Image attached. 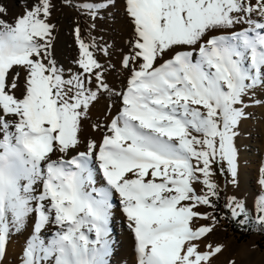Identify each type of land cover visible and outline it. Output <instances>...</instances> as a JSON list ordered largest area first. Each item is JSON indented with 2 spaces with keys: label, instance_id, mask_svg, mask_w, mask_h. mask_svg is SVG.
<instances>
[{
  "label": "snow or ice",
  "instance_id": "1",
  "mask_svg": "<svg viewBox=\"0 0 264 264\" xmlns=\"http://www.w3.org/2000/svg\"><path fill=\"white\" fill-rule=\"evenodd\" d=\"M60 2L90 27L116 6ZM16 3L13 14L0 0V264L25 231L17 264H110L114 199L136 264H213L223 245L208 237L222 218L264 235V161L251 200L221 205L218 181L239 188L240 125L264 108V0H122L130 34L119 91L106 78L115 66L96 55L108 48L79 26L76 70L55 59L56 0ZM105 94L119 107L91 124L99 142L82 140Z\"/></svg>",
  "mask_w": 264,
  "mask_h": 264
},
{
  "label": "rangeland",
  "instance_id": "2",
  "mask_svg": "<svg viewBox=\"0 0 264 264\" xmlns=\"http://www.w3.org/2000/svg\"><path fill=\"white\" fill-rule=\"evenodd\" d=\"M23 2L24 0H19L21 5ZM115 3L116 6L114 8H110L109 13L106 14L102 12L100 17L97 18L99 21L97 30L103 36V38L100 36V39H96L95 42L101 47H107L110 54L105 56L99 51H97V53H101L105 59L108 58L107 63H105L106 65H114L116 69L115 71H109L106 73L107 79L109 75L115 77L120 76V69L118 68L121 60L120 55L126 53L128 50L127 40L130 34L128 31H125L122 28V25H128L126 18L123 16L122 0H115ZM56 4L57 7L53 12L51 20V22L55 25V31L53 33L55 37L54 56L61 66L63 65L62 60H66L67 64L69 63V65H71L73 68H76L74 61L78 57V47L75 41L74 29L79 26L82 30L81 35L83 38L85 37L84 39L86 40L87 36L85 32V26L92 20L79 13L76 7L62 6L60 0H56ZM73 4L75 5L74 2ZM17 7L18 5L16 0H9L10 13L12 12L14 14ZM16 13H18V11H16ZM124 32H126L127 35ZM67 36H69V49H64V41H67ZM118 40L125 42L123 47H120V44L122 43H118ZM249 112L252 114V118L245 120L240 125V134H243L245 131L244 128L246 126V121H250L253 119L254 115H258V113L256 111H252L251 108L249 109ZM243 137L244 134L242 137L238 136L236 144L242 145ZM256 145L257 147H245L244 149L246 158L243 160V162H241L239 188L231 187L228 185L226 177L218 176L221 190V205L224 203V196H231L235 194L237 197L247 196L249 200H251V197L259 191L257 185V169L261 162L264 161V154L260 149L262 145L261 140ZM97 183L100 186L104 184V182L99 178ZM196 187L199 189L200 185H196ZM113 204H115L116 209H118V216H120L122 219L121 227L123 228L126 220L122 212L119 210L117 199L113 200ZM200 211L203 212L206 211V209L201 208ZM220 215H223V212H221ZM200 223L203 224L207 222L200 221ZM114 230H116V228H114ZM50 231L51 226L49 229L45 230V235H47ZM24 241V232L13 237L12 242L8 246V257L5 261V264H17V256L24 245ZM118 241L119 240L116 238L115 242L118 243ZM208 241L212 242L213 244L223 245L222 253L216 257V259L213 261V264H230L231 261H234L235 264H264V235L260 234L258 231L245 233L239 230L238 226L227 218H222L220 220V223L215 231L208 237ZM110 264L114 263L110 261Z\"/></svg>",
  "mask_w": 264,
  "mask_h": 264
},
{
  "label": "bare ground",
  "instance_id": "3",
  "mask_svg": "<svg viewBox=\"0 0 264 264\" xmlns=\"http://www.w3.org/2000/svg\"><path fill=\"white\" fill-rule=\"evenodd\" d=\"M73 2L76 4V0H73ZM116 3H119V2H116ZM20 10L21 9L18 6L17 9L15 10V13H16V11L19 12ZM109 10L107 13H109ZM94 23H95V27H90V25L93 24V21H90L85 26V32H86V36H87L86 40H89L90 38H94L95 40L100 39L99 38L100 36L103 38V36L97 30L99 21L96 19ZM124 23H125V21H124ZM101 25H103V24H101ZM122 28L125 31H128L130 33V28L128 27V25L124 24V25H122ZM100 32H101V30H100ZM124 33H126V32H124ZM126 35H127V33H126ZM66 39H67V41H64V47L63 48L69 49L68 48L69 36H67ZM118 43H122V44H120V47H123V45L125 44V42L122 40H118ZM96 55H97V58L99 59V61L101 63H103V64L107 63L108 58L105 59L101 53H97ZM62 64H63L62 67L65 69L66 74H67V71L69 69L76 70V68H73L71 65H69V63L67 64L66 60H62ZM118 68L120 69V65L118 66ZM119 75L120 76H118V77L109 75V77L107 79V82L111 86H113L117 91L121 90V88L123 87L124 78L126 77L127 73H125L124 71H122L120 69ZM109 105H112V107H109ZM118 107H119V99L118 98H110L107 94H105V96L102 97L100 99V101L98 103H96L91 108L90 118H89V120L85 121L83 124V130L81 132L82 140L87 138V139H93V140H96L97 142H99L103 132H102V130H93V128L91 127V124H93L97 121H99L100 123H104L106 121V119H110L111 116L115 114ZM251 110L256 111L258 113V115H254L255 118L253 117L252 120L246 121V126L244 128L245 131L243 132L244 137L242 138L243 143H242V145L237 144V146L240 149V160H241V162H243V160H245V158H246V156L244 154L245 153V151H244L245 147H253V148L257 147L256 144L260 140L262 143L260 149L262 150V152L264 154V108L256 106V107L251 108ZM243 134H240L239 137L240 136L242 137ZM80 150H84L83 144L81 145ZM240 168H241V166H240ZM97 187H100V185L98 183H97ZM113 206H114V214H113V217L111 220V238L114 240L115 246H114V252H113L112 256L110 257V261H112L114 264H136V255L134 252L133 236H132L131 232L129 231V229L126 227V223L123 225V228L121 227L122 226L121 225L122 219L120 218V216H118V212H117L118 209H116L115 204H113ZM114 228H116V230H114ZM30 230L31 229L29 227V231ZM27 234H28V232L25 231L24 232V239L27 236ZM116 238H117V240H119L118 243L115 242Z\"/></svg>",
  "mask_w": 264,
  "mask_h": 264
}]
</instances>
